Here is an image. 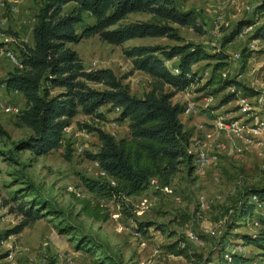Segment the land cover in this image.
Instances as JSON below:
<instances>
[{
	"label": "rangeland",
	"instance_id": "1",
	"mask_svg": "<svg viewBox=\"0 0 264 264\" xmlns=\"http://www.w3.org/2000/svg\"><path fill=\"white\" fill-rule=\"evenodd\" d=\"M41 1L21 2L22 21L29 23ZM177 1L182 7H193L198 19L207 25L201 33L189 25H179L180 32L189 39L202 41L208 48L222 45L223 36L239 19L255 18L254 0H244L236 14L221 8L230 0ZM8 2L5 0L7 6L2 15L6 24L0 27V35L11 32L7 20L12 14L7 11H19V5L16 11H11ZM70 6V3L65 5L67 9ZM147 15L132 11L127 18ZM83 16L92 19L86 11ZM257 19H264V15ZM137 41L173 40L146 36L111 43L92 33L71 44L86 65H108L118 75L127 74L123 81L131 92L141 95L148 88L149 74L132 68L131 57L122 50ZM222 46L229 56L221 69H215L216 77H236L255 91L248 92L233 84L217 87V80L200 87L208 79L215 59H202L193 65L200 72V80L178 90L173 100L185 106L180 116L190 132L188 148L194 153L203 145L210 158L201 171H188L182 163L170 180L172 191L169 192L156 186L159 183L156 176L142 192L118 198L96 196L84 185L83 177L100 175L98 161L87 155V151L98 147L99 139L94 131L79 128L77 122H94L116 136L124 135L127 118H118L115 106L102 105L106 115L98 120L77 112L63 129V143L42 154H34L28 148L11 149L12 141L26 136L30 128L16 125V112L0 109V122L8 130V136L0 137V264H112L113 260L117 264H219L218 252L223 248V251L240 250L264 261L262 250L245 243L241 235L259 226L254 219L264 214V210H255L242 219L230 213L244 187L260 185L264 180V94L260 93L264 86V40L252 38L249 30L238 32ZM235 51L240 52L239 57L232 55ZM248 51L250 56L245 59L244 53ZM172 61L168 60L167 64ZM227 92L235 95L224 99ZM7 103L16 109L24 105L19 92L0 85V108ZM217 118L236 120L242 125L244 135L236 144L229 142L224 131L217 130ZM68 142L70 150L65 146ZM74 193L104 203L108 218L96 219L84 214ZM38 195L46 197L51 206L42 208L40 217L14 230L24 217L18 203ZM143 197H146L144 203ZM184 213L189 218L181 222ZM190 231L196 237L192 238ZM179 237L205 259H188L171 251L168 244ZM83 240H87L88 247L80 245Z\"/></svg>",
	"mask_w": 264,
	"mask_h": 264
},
{
	"label": "trees",
	"instance_id": "2",
	"mask_svg": "<svg viewBox=\"0 0 264 264\" xmlns=\"http://www.w3.org/2000/svg\"><path fill=\"white\" fill-rule=\"evenodd\" d=\"M67 3L71 4L68 9ZM84 11L92 19L84 18ZM132 11L148 15L127 18ZM253 14L255 18L239 19L223 36L222 45L231 40L243 24L256 23L257 16L264 15V0L254 4ZM34 17L32 43L19 41L16 45L22 66H13L0 77V85L7 90L17 89L23 93L24 105L16 111L15 123L30 128L26 136L12 141L11 149L28 148L34 154L46 153L63 143V129L77 112L98 120L106 115L102 105L119 106L118 118H127L128 130L124 135L116 136L94 122H77L79 128L94 131L99 139L98 147L87 151V155L98 161L108 177H83L84 185L96 196L118 198L140 193L148 188L153 176L161 184H170L182 163L188 171L194 169L193 153L188 150L190 132L180 116L185 106L173 100V95L200 80V72L193 66L198 61L215 59L208 79L200 87L217 80V87L233 84L248 92L255 91L236 77H216L215 69L226 64L229 53L222 45L208 48L202 41L189 39L180 32L179 25H189L198 33L204 31V25L193 7H182L177 0H42ZM92 33L111 43L146 36H165L173 41L136 42L122 48L123 53L131 57L132 68L149 74L148 88L138 95L123 81L127 74L118 75L108 65L84 63L71 42ZM251 37L264 40V20L255 24ZM3 43L0 40V46ZM250 53L245 52L244 58ZM168 60L173 61L167 64ZM53 88L56 89L53 91ZM234 95L227 92L224 99ZM1 136H8V130L0 122ZM65 146L70 150V142ZM252 193L262 201L264 210L263 180L260 185L244 187L230 210L234 218L242 219L255 211ZM74 197L84 214L96 219L108 218L107 207L98 199L75 193ZM17 206L24 217L14 230L40 217L41 209L51 204L46 197L38 195ZM188 218L189 214L184 213L181 222ZM257 221L259 226L254 231L241 232V235L245 243L259 247L264 254V214L258 215ZM80 245L89 246L87 240ZM168 246L188 259H205L201 253L191 250L181 237ZM223 249L218 252L219 264H264L263 259L240 250L229 249L228 258ZM112 264L117 263L113 260Z\"/></svg>",
	"mask_w": 264,
	"mask_h": 264
},
{
	"label": "built area",
	"instance_id": "3",
	"mask_svg": "<svg viewBox=\"0 0 264 264\" xmlns=\"http://www.w3.org/2000/svg\"><path fill=\"white\" fill-rule=\"evenodd\" d=\"M0 5L3 8H6V6H7V4L5 3V0H0ZM9 9L11 11H16L17 5L14 3H11V4H9ZM5 24H6V17L4 15H0V27L5 26ZM215 24L217 25V20L215 21ZM254 26H255L254 23L243 24L241 29L239 30V34H243L249 30H251V32H252V30L254 29ZM12 38L15 40H18L17 36H15V35H12ZM0 50L4 51V54L11 61L13 66H19V67L22 66L17 48L10 46V45H6L4 42L0 46ZM232 55L235 57H239L240 52L235 51L232 53ZM221 72L223 75L225 74L224 71H221ZM14 90L17 91V89H14ZM260 93L264 94V86H263V88L260 89ZM115 107L117 110L119 109V106L115 105ZM0 109L5 110V111H9V112H13V111L16 112L18 110V109H16V107L14 105H12L10 103L3 105L2 108H0ZM215 127L217 128V130H222L228 135L229 142L232 145L236 144L239 137L244 135L242 125L237 123L236 120H229L228 121L224 118H217L215 120ZM188 150L191 151V149H189V148H188ZM192 153H193V151H192ZM209 158H210V156L208 155L207 147L205 148L203 145L198 147L197 150L194 151V153H193L194 170L201 171L202 168L207 164ZM100 175L107 176L106 171L101 167H100ZM154 179H155V177H151L150 181L154 182L153 181ZM110 180L114 181L112 178H110ZM157 182H159L158 179H157ZM156 186H158L163 191H168V192L172 191V186L168 183H166V184H161V183L157 184L156 183ZM144 200H146V197H143L142 203H144ZM251 200H253L255 202V210H258V211L262 210L263 203H262V201H260L257 198L256 194H254V193L251 194ZM254 222L258 223L257 219H254ZM137 234H140V231H137ZM189 234L192 238L196 237V234L192 231H190ZM224 255L228 258L230 257L229 251L227 249L224 251Z\"/></svg>",
	"mask_w": 264,
	"mask_h": 264
},
{
	"label": "crops",
	"instance_id": "4",
	"mask_svg": "<svg viewBox=\"0 0 264 264\" xmlns=\"http://www.w3.org/2000/svg\"><path fill=\"white\" fill-rule=\"evenodd\" d=\"M244 0H230V2L224 6H222V10H226V12H228L229 14H236L239 11V7L242 4ZM247 1V0H245ZM259 0H254L253 2V6L256 2H258ZM19 2V3H18ZM25 2V0H9V4L14 3L16 5H19V11L18 12H10L7 11L8 14H12V16H10L9 21L7 20V24L9 25V28H11V32H6L3 33V35H0V40L4 41L6 45H10L16 48L17 42L19 41H26L28 43H32L33 41V37H32V26L33 23L35 21V17H34V13L37 9H34L33 14L30 16V20L29 23H26L23 20V18L19 17V15H21V10L22 9V3ZM28 4V3H27ZM40 5V4H38ZM4 8L1 7L0 5V15L3 14ZM139 14V12H138ZM204 21H206L207 19H203ZM213 20V19H211ZM264 19H259L256 23L262 21ZM207 22V21H206ZM204 25V24H203ZM204 27L206 28L207 25H204ZM14 31V33H12ZM12 35L17 36L18 40H15L12 38ZM134 38V37H132ZM138 39H142L145 37H135ZM139 42V41H137ZM13 67L11 61L8 59V57L4 54V51L0 50V77H3L6 75L7 71L9 69H11ZM2 85V84H1ZM4 87V85H2ZM17 92H19L22 96L23 102H24V96L23 93L20 90H17ZM109 105V104H106ZM22 107V106H21ZM127 130H128V126H127ZM127 133V132H126Z\"/></svg>",
	"mask_w": 264,
	"mask_h": 264
}]
</instances>
